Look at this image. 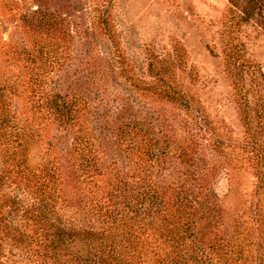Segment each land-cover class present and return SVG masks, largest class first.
Returning a JSON list of instances; mask_svg holds the SVG:
<instances>
[{
  "label": "rangeland",
  "instance_id": "374dc122",
  "mask_svg": "<svg viewBox=\"0 0 264 264\" xmlns=\"http://www.w3.org/2000/svg\"><path fill=\"white\" fill-rule=\"evenodd\" d=\"M244 2L0 0V79L10 86L7 101L17 119L34 129L32 164L44 159L54 165L59 162L65 190L76 194L75 207L85 209L87 201L98 198L84 194L95 189L89 179L98 181L99 193L104 191L103 177L82 170L72 149L77 127L70 136L47 112L45 92L56 88L65 102L80 104L87 132L103 138L122 134L119 144H100L106 160L117 163L110 165L112 172L127 170L129 151L125 148L130 140L126 132H134L132 127L141 130V138L144 132L151 136L150 147L180 148L152 167L143 164L145 180L152 178L160 185L156 202L164 194L172 210L183 198L179 193L174 196L181 185L193 184L195 190L198 185L213 188L222 206L201 227L203 244L194 246L202 247L204 253L195 257L206 264H258L257 223L251 211L264 196H256L254 170L246 160L248 153L239 147L243 126L225 65L227 48L241 49L264 71V3L257 15L243 20ZM158 71L164 74L157 75ZM167 87L178 88L193 100L192 113L156 91ZM110 106L107 115L104 108ZM195 108L205 110L204 115ZM115 117L130 127L121 132L123 127L118 128L121 123ZM214 140L219 146L212 145ZM193 158L204 166L197 181L188 174ZM128 180L134 182L138 177ZM121 198L126 202L125 196ZM127 199L130 205L126 208L140 213L148 208L149 200L142 196ZM101 201L112 204L106 198ZM147 222L152 224L144 229L147 239L142 246H147V255L139 259L133 255L128 264H170V258H177L174 246L178 244L163 243L165 226L159 230L152 219ZM155 228L161 238L157 233V239ZM190 262L197 264L193 259Z\"/></svg>",
  "mask_w": 264,
  "mask_h": 264
},
{
  "label": "trees",
  "instance_id": "16d2710c",
  "mask_svg": "<svg viewBox=\"0 0 264 264\" xmlns=\"http://www.w3.org/2000/svg\"><path fill=\"white\" fill-rule=\"evenodd\" d=\"M230 1L235 5L237 0ZM263 3L264 0H245L240 17L243 20L252 19ZM225 65L232 77L243 126L244 140L239 147L248 153L246 160L254 170L256 196H264V71L254 59L246 58L241 49L235 52L227 48ZM149 66L155 68L153 63ZM162 74L164 72L157 73ZM7 87L10 88L9 85L5 86V80L0 79V264H128L133 255L138 259L147 255L148 248L142 244L147 239L145 225H152L147 222L149 219L159 230L165 226L163 238L155 228L157 239L159 235L165 244L169 241L171 246L172 242L178 244L174 247L181 256L177 254V258H170V264H193L191 259L197 264H206L195 257L198 252L203 255L204 249L194 244H203L201 227L206 226L212 217L211 212L222 206L216 190L200 185L195 190L193 184L181 185L174 196L179 193L183 198L171 210L172 205L162 197L164 194L156 202L160 185L152 178L145 180L146 166L143 164L152 167L153 163L164 161L165 157L172 156L180 148L172 149L171 146L167 150H157L150 147L151 136L144 132L140 134L141 138V130L132 127L134 132H126L130 140L125 148L129 151L127 170L112 172L110 165L116 162L106 160L100 144L101 141L119 144L122 134L103 138L87 132L80 118V104L65 102L56 88L49 89L45 92V100L52 122L70 136L77 127L72 137V149L78 155L82 170L85 168L87 173L96 172L104 179L102 193H99L98 181L89 179L95 189L90 188L84 194L90 193V196L98 198L87 201L85 209L75 207L76 194L65 190L59 162L54 165L44 159L41 164H32L35 158L32 152L34 129L29 126L30 123L25 124L17 119L15 110L7 101ZM156 91L162 92L165 100L178 103L192 113L193 100L182 90L167 87ZM111 109L112 106L104 108L107 115ZM195 109L197 114L204 115L205 110ZM115 120L119 119L115 117ZM118 122L121 123L118 128L123 127L121 132L130 127L123 120ZM104 129H108V126ZM212 145L219 146V143L214 140ZM135 152L136 158L133 157ZM38 156L43 159L41 154ZM191 160L188 174L197 181L198 174L203 176L204 166H199L198 158ZM142 174L144 177H141ZM128 177H138V180L130 182ZM137 185L138 188H135ZM123 196L126 202L121 201ZM127 196H142L149 200L148 208L142 213L131 206V209L126 208L130 205ZM102 198L111 200L112 204L105 205ZM257 202L251 211V219L257 223V262L264 264V201L258 199ZM189 229L191 231L186 232ZM186 240L190 244H186Z\"/></svg>",
  "mask_w": 264,
  "mask_h": 264
}]
</instances>
